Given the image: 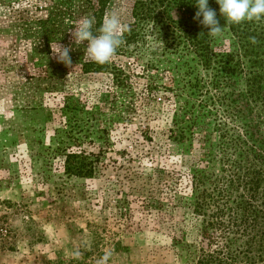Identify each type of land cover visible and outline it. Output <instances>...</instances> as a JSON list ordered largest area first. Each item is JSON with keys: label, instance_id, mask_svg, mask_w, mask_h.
Segmentation results:
<instances>
[{"label": "trees", "instance_id": "obj_1", "mask_svg": "<svg viewBox=\"0 0 264 264\" xmlns=\"http://www.w3.org/2000/svg\"><path fill=\"white\" fill-rule=\"evenodd\" d=\"M197 10L196 0H0L1 61L16 88H33L26 110L52 124L48 156L94 185L120 230L151 224L195 264H264V20L225 23L216 42ZM111 12L128 28L109 62L88 60L86 42L71 65L58 62L52 49L72 43L75 22L94 16L95 34ZM45 55L51 65L38 63Z\"/></svg>", "mask_w": 264, "mask_h": 264}, {"label": "rangeland", "instance_id": "obj_2", "mask_svg": "<svg viewBox=\"0 0 264 264\" xmlns=\"http://www.w3.org/2000/svg\"><path fill=\"white\" fill-rule=\"evenodd\" d=\"M221 20L223 30L216 42L223 41L226 29ZM6 36L0 21V264H195L193 253L164 240L151 224L120 230L94 203V185L63 175L47 154L56 137H51L46 112L26 110L32 105L33 88H16L17 74L6 77L1 61L9 43ZM156 47L151 42L148 49ZM38 58L44 66L55 60ZM27 147L36 154L29 157ZM106 172L116 178L114 172Z\"/></svg>", "mask_w": 264, "mask_h": 264}, {"label": "clouds", "instance_id": "obj_3", "mask_svg": "<svg viewBox=\"0 0 264 264\" xmlns=\"http://www.w3.org/2000/svg\"><path fill=\"white\" fill-rule=\"evenodd\" d=\"M215 2L219 5L220 15L228 25L264 20V0H215ZM196 7L198 10L194 19L199 20V23L208 29L207 34L215 36L221 33L223 27L220 26L217 12L208 6V0H196ZM94 25L95 17L85 16L75 22L74 27L69 28L72 43L67 46L58 43L55 49L51 48L58 62L71 65L70 53L73 45L78 47L85 42L84 55L88 60L101 65L111 60L120 47L128 26L116 12L105 15L95 34ZM76 255H79V252ZM103 260H107V255Z\"/></svg>", "mask_w": 264, "mask_h": 264}]
</instances>
